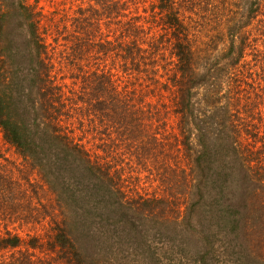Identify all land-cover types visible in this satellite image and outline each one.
<instances>
[{"label": "trees", "instance_id": "1", "mask_svg": "<svg viewBox=\"0 0 264 264\" xmlns=\"http://www.w3.org/2000/svg\"><path fill=\"white\" fill-rule=\"evenodd\" d=\"M145 2L0 0V35L12 14L27 43L10 51L22 63L8 61L0 36L1 138L56 196L46 241L26 243L7 224L25 218L10 211L36 192L0 153V252L46 245L62 264H264V0ZM61 61L78 88L58 78ZM133 165L163 195L139 192ZM72 176L86 189L66 200L59 188ZM90 210L119 220L133 255H87L73 219ZM157 235L175 240L160 248Z\"/></svg>", "mask_w": 264, "mask_h": 264}, {"label": "rangeland", "instance_id": "2", "mask_svg": "<svg viewBox=\"0 0 264 264\" xmlns=\"http://www.w3.org/2000/svg\"><path fill=\"white\" fill-rule=\"evenodd\" d=\"M150 1L151 0H146L144 6L148 7ZM41 3L44 4L47 9L50 8V3L48 1H42ZM15 23L16 21L12 17V14H9L6 18V22H3L2 24V30L4 33H2L0 36L3 39V52L5 53L4 56L6 60L9 61V59H11L12 62L22 63V56L14 58V56L10 54V51L13 49L22 48L23 46L27 45L25 33H21ZM110 27L112 28L113 26L111 25ZM55 71L58 78L63 76L64 81L67 84H70L74 81L75 88H78L79 80L74 79L73 77L71 78V76L76 75L75 68L61 61L60 64H55ZM117 75L120 77L118 80L116 77L117 84L122 86L126 79L120 72L117 73ZM20 90L21 87H19V85L14 86L12 89L13 92H19ZM73 127L76 129V133L80 134L77 129L76 122L73 123ZM84 128H86V126ZM0 153H3L9 159L16 161L21 168L26 169L28 173H30L31 182L33 183L32 188L30 189H34L36 192L35 198L31 197L30 199L32 200L31 203L21 199L18 202V206H15L10 211V213H14L15 216L26 215L25 218L22 220H14L8 223L7 227L12 232H17L26 243L30 244L34 238H37V241L40 245L41 242L46 241V234L49 231L48 221L50 220V217L47 216V214L52 211V205L55 204V193L51 192L50 189H48L47 186L41 182L38 174L35 171L29 169V166L22 161V159L15 153L12 147L4 143L1 138V133ZM130 163L131 162H129V164ZM127 166L128 165H126V167ZM130 170L133 171V180H135V182H133V186H137L139 192H154L157 195H163L161 192L162 189L159 190L160 187L158 182L152 181L151 176L150 174L148 175L147 171H143V169L141 170L135 165H133ZM66 179L68 180V182H66L68 187H63L61 189L59 188V195L61 194V197L66 200H70L74 193H78L82 197V192L85 191L86 186L74 176H72L70 179L66 177ZM165 192L167 191L165 190ZM89 199V205H92V207L99 206L100 202L98 198L93 196ZM78 204L81 205L79 202ZM90 211V214L86 215L85 219L83 216L73 219V222L75 223L74 225L77 227L75 230L73 229L74 235L78 237L77 239L80 243H83L84 249L88 251H86L87 255L91 257L92 255L102 253L103 250L117 255V259L129 253L133 255L135 249H132V247H135V242H133V240H129L123 235L118 236L117 231L115 232L117 222L119 220L110 217L109 215H105L99 210ZM122 227L128 229L127 225L123 224ZM164 235H157L154 240H152V245H156L160 242L159 244L161 248L169 245L173 242V240H175V238L170 237V235ZM159 244H157V246H159ZM46 247L47 246L44 245L43 248L42 246H38V248L31 249L29 247L21 246L18 249L4 250L0 252V259L3 260L4 264H62L59 261L60 256H57L55 252L47 250ZM134 259L139 258L134 257Z\"/></svg>", "mask_w": 264, "mask_h": 264}]
</instances>
